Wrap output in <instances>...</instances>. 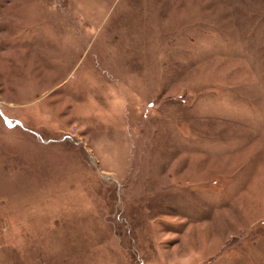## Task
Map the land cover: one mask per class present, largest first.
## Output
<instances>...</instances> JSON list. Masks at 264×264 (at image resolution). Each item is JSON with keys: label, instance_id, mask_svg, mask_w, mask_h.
<instances>
[{"label": "rangeland", "instance_id": "rangeland-1", "mask_svg": "<svg viewBox=\"0 0 264 264\" xmlns=\"http://www.w3.org/2000/svg\"><path fill=\"white\" fill-rule=\"evenodd\" d=\"M0 264H264V0H0Z\"/></svg>", "mask_w": 264, "mask_h": 264}]
</instances>
